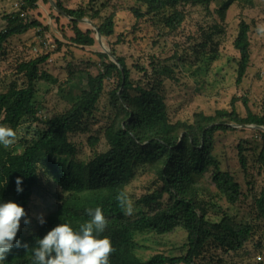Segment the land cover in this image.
Listing matches in <instances>:
<instances>
[{
	"label": "trees",
	"instance_id": "16d2710c",
	"mask_svg": "<svg viewBox=\"0 0 264 264\" xmlns=\"http://www.w3.org/2000/svg\"><path fill=\"white\" fill-rule=\"evenodd\" d=\"M47 1V0H45ZM146 7V12L134 10V16L142 19L151 15H163L166 27L176 30L184 22V14L176 10L181 5L203 6L207 10L216 0H134ZM20 11L5 16L7 26L0 31V57L5 54V46L12 38L22 36L32 29L41 27L35 20L26 21L21 17L38 8L39 0H20ZM243 3L253 6L254 0H227L217 13L221 24L214 25L204 34L198 57L208 56L215 61L219 56V44L215 37L225 35L226 16L232 5ZM58 9L71 18L73 43L82 47H93V33L82 31L79 23L86 18L83 9H66L58 2ZM174 12L165 14V10ZM102 37H112L115 32L114 18L110 16L100 26ZM251 26L242 20L234 47L240 54L237 80L240 85L246 77L251 62ZM109 60L106 54H99ZM48 57L19 64L17 72L27 79V86H11L0 94V124L10 126L18 132L25 119H36L39 109L36 103V83L52 80L40 67ZM124 69L112 61L102 62V71L95 77H87V91L74 96L70 93L72 106L64 114L45 122V128L23 146L22 153H16L0 145V202L13 201L23 206L26 213L41 175L49 176L61 195H54L57 204L46 217L43 225L36 220L25 224L16 240L24 247H13L6 260L0 264H34L32 247L37 238H43L58 224L67 222L74 229L90 219L86 209L102 208L108 221L102 233L108 236L115 251L110 256V264H196L195 260L209 250L219 249L226 253L237 252L254 235L250 225H238L228 219L215 224L207 219V209L198 200L199 181L214 167L212 179L219 194L235 205L242 196L241 188L228 172H221L213 156L215 136L234 130L229 124L255 125L264 127V115H254L248 109V100L242 98L248 109V116L242 118L232 102V111L220 110L214 116L195 114L192 123H172L168 116L165 98L162 95L163 81L175 80V71L166 65L154 68L155 77L146 85L134 86L130 72L123 59H118ZM118 75V89L111 93V104L117 110L116 120L106 129L105 137L109 149L96 154L89 162H76V145L70 141L72 135L85 131L84 119L93 114L104 95L106 81ZM151 83V84H149ZM264 142V132L259 131ZM95 146L97 138H90ZM66 152L72 162L68 167L59 165L58 157ZM241 167L247 169V159L243 149L239 151ZM264 163V149L261 155ZM149 167L157 174V188L140 200L149 212H141L135 217L125 215L116 201V195L135 179L136 171ZM22 178V192L16 191V178ZM256 218L264 221V189L255 200ZM183 229L188 235L185 245L187 254L178 258L155 255L143 261L135 254V234L154 233L164 236Z\"/></svg>",
	"mask_w": 264,
	"mask_h": 264
},
{
	"label": "rangeland",
	"instance_id": "374dc122",
	"mask_svg": "<svg viewBox=\"0 0 264 264\" xmlns=\"http://www.w3.org/2000/svg\"><path fill=\"white\" fill-rule=\"evenodd\" d=\"M66 9H83L86 22L79 28L90 30L95 39L93 47H82L73 43L74 31L71 20L57 10L58 2ZM227 0H216L207 10L203 6L179 5L176 10L185 16L184 22L176 30L163 23V15H151L137 19L133 11L146 12V7L134 0H39L38 8L23 14L26 21L35 20L41 27L26 34L12 38L5 46V54L0 57V94L6 93L11 86H27V79L17 72L19 64L48 57L40 67L52 80H39L36 83V103L39 109L36 119H25L17 132L16 142L7 148L16 153L23 152V146L44 130L45 122L64 114L72 106L70 93L79 96L87 91V77L97 76L103 69L99 54L104 48L118 59L125 61L134 86L151 82L157 65L170 66L175 71V80L163 81L162 95L172 123H192L195 114L214 116L217 111H232V102L242 117L248 116V109L258 116L264 115V37L256 33V25L264 23V0H254L253 6L235 3L227 13L225 35L215 37L219 44V56L211 61L201 56L200 44L205 33L221 24L218 9ZM20 0H0V31L7 22L5 16L20 11ZM54 3V5L52 4ZM56 5V6H55ZM174 10L166 9L170 15ZM114 18L115 32L112 37H102L99 44L96 29L108 19ZM244 20L251 26V62L243 82L238 85L237 70L240 54L234 47L240 22ZM102 44V46H101ZM201 55V54H200ZM119 76L106 81L104 95L92 115L84 119V132L72 135L70 141L76 145V162H89L96 154L109 149L105 133L108 126L116 120L117 110L111 104V93L118 89ZM151 84V83H149ZM242 98L248 100V109ZM234 130L217 133L213 156L221 172L230 173L241 188L240 201L232 205L220 195L213 183L212 167L199 181L198 200L207 209V219L215 224L223 219L238 225H250L254 235L237 252L226 253L219 249L209 250L195 260L196 264H264V221L256 218L255 200L264 189V163L261 155L264 142L259 131L251 125L229 124ZM90 138H97L92 146ZM247 159V169L241 167L239 151ZM73 161L66 152L58 157L59 165L68 167ZM157 188V174L149 167L136 171L135 179L127 187L136 211L129 217L150 210L140 204V200L152 194ZM54 195L61 190L53 180L43 174L34 189L27 218L32 222L43 214V218L55 209ZM26 230L25 223L21 225ZM135 254L143 261L155 255L178 258L187 254L185 245L188 235L183 229L159 236L154 233L135 234Z\"/></svg>",
	"mask_w": 264,
	"mask_h": 264
},
{
	"label": "clouds",
	"instance_id": "9594fccd",
	"mask_svg": "<svg viewBox=\"0 0 264 264\" xmlns=\"http://www.w3.org/2000/svg\"><path fill=\"white\" fill-rule=\"evenodd\" d=\"M256 33L264 37V23L256 25ZM17 133L10 126L0 124V145L9 148L16 142ZM22 178H16V191L22 192ZM116 201L125 215H132L136 208L126 190L116 195ZM90 218L74 229L70 223L58 224L47 232L43 238H37L32 247L34 264H110V256L115 251L108 236H103L108 221L97 206L86 209ZM28 224L30 220L23 206L13 201L0 202V261L6 260L7 254L15 247L29 249L16 240L21 220ZM43 225V214L38 217Z\"/></svg>",
	"mask_w": 264,
	"mask_h": 264
},
{
	"label": "water",
	"instance_id": "95a60500",
	"mask_svg": "<svg viewBox=\"0 0 264 264\" xmlns=\"http://www.w3.org/2000/svg\"><path fill=\"white\" fill-rule=\"evenodd\" d=\"M54 4V3H53ZM56 6V5H55ZM56 8H57V10H59L58 9V7L56 6ZM60 11V10H59ZM61 12V11H60ZM62 13V12H61ZM64 16H66L64 13H62ZM67 18H69L68 16H66ZM70 20H71V18H69ZM80 22H86L84 19L82 20V21H80ZM97 32H98V36L100 37V38H102V35L100 34V32H99V29H97ZM104 53L106 54V55H108L113 61V63L114 64H116L119 68H120V70H121V72H122V74L124 75V69L120 66V63H119V60H118V58L113 54V53H111L110 51H108V50H104ZM252 126H254V128H256V129H258V130H261V131H263L264 132V127H261V126H255V125H252Z\"/></svg>",
	"mask_w": 264,
	"mask_h": 264
},
{
	"label": "bare ground",
	"instance_id": "6f19581e",
	"mask_svg": "<svg viewBox=\"0 0 264 264\" xmlns=\"http://www.w3.org/2000/svg\"><path fill=\"white\" fill-rule=\"evenodd\" d=\"M53 4V3H52ZM54 5V4H53ZM96 32H97V29H96ZM97 36H98V32H97ZM98 38V42H99V44L102 42V38H100L99 36L97 37ZM101 46H102V44H101ZM104 50H106V48H104Z\"/></svg>",
	"mask_w": 264,
	"mask_h": 264
},
{
	"label": "built area",
	"instance_id": "2783aa9c",
	"mask_svg": "<svg viewBox=\"0 0 264 264\" xmlns=\"http://www.w3.org/2000/svg\"><path fill=\"white\" fill-rule=\"evenodd\" d=\"M21 4L18 5V7H20ZM23 16V15H22Z\"/></svg>",
	"mask_w": 264,
	"mask_h": 264
}]
</instances>
